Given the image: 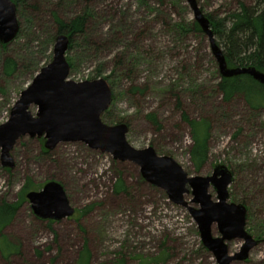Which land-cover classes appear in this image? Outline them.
I'll list each match as a JSON object with an SVG mask.
<instances>
[{
  "label": "rangeland",
  "instance_id": "374dc122",
  "mask_svg": "<svg viewBox=\"0 0 264 264\" xmlns=\"http://www.w3.org/2000/svg\"><path fill=\"white\" fill-rule=\"evenodd\" d=\"M36 1V13L16 10L19 31L9 43H0V124L8 119L21 91L52 59L56 35L50 10L56 8L67 19L86 5L84 0ZM195 1L204 14L220 19L238 0ZM87 6L94 15L90 39L104 46L90 49L84 37L75 39L65 52L68 79H106L112 99L101 120L108 125L125 123L132 147L151 146L158 155L174 158L190 176H209L215 165H226L233 174L228 200H243L246 230L258 240L245 259L230 264H264V108L252 110L242 96L222 102L215 90L220 74L207 36L190 30L178 37L176 27L169 30L171 25L195 21L187 0H93ZM141 30L145 31L137 38ZM6 57L16 63L12 72L4 68ZM128 57L135 62L133 68L128 66L131 73L116 71L118 58L127 62ZM131 84L144 92H130ZM176 93L190 120L211 121L206 157L198 165L191 157V129L176 109ZM30 110L36 113L34 106ZM148 113L156 115L159 129L147 121ZM41 145L43 137L25 135L10 151L14 167H4L0 160V204L17 206L0 232L17 251L0 250V264H79L85 251L87 264H218L201 242L188 208L146 181L136 164L82 142H61L50 154H43ZM28 179L37 186L31 190L51 180L60 182L75 215L56 222L36 218L27 192L21 194ZM119 180L126 190L116 193ZM209 192L215 198L212 187ZM192 197L186 194L184 199L198 208ZM83 209L87 211L79 215ZM211 232L220 235L216 224ZM226 243L234 255L244 241L234 238ZM162 252L167 253L164 260L154 262Z\"/></svg>",
  "mask_w": 264,
  "mask_h": 264
},
{
  "label": "water",
  "instance_id": "95a60500",
  "mask_svg": "<svg viewBox=\"0 0 264 264\" xmlns=\"http://www.w3.org/2000/svg\"><path fill=\"white\" fill-rule=\"evenodd\" d=\"M195 22L207 36L221 77L246 74L264 85V72L252 66L228 67L217 45L210 21L195 0H187ZM16 4L12 0H0V43L7 44L19 31ZM69 37L57 34L52 49V59L40 68L31 83L21 91L11 107L8 119L0 124V160L2 166L13 168L10 151L23 136L43 137V146L54 149L61 142H82L91 149L107 152L113 158L128 160L139 167L143 178L165 190L174 203L187 207L196 221L201 242L213 253L218 264H230L245 259L248 251L258 243L246 230V206L229 202L228 187L232 172L224 164L214 166L209 176H190L174 158L158 155L149 146L132 147L126 140L125 123L108 125L101 120L108 108L112 93L104 78L73 81L68 79L70 66L65 52ZM34 106L36 113L30 108ZM215 191L213 198L210 188ZM193 197L189 207L184 199ZM33 214L42 220L59 221L72 217L76 209L70 205L64 186L55 180L46 182L39 190L26 193ZM216 224L219 236H212ZM234 238L244 241L240 252L230 255L227 241Z\"/></svg>",
  "mask_w": 264,
  "mask_h": 264
},
{
  "label": "trees",
  "instance_id": "16d2710c",
  "mask_svg": "<svg viewBox=\"0 0 264 264\" xmlns=\"http://www.w3.org/2000/svg\"><path fill=\"white\" fill-rule=\"evenodd\" d=\"M16 4L17 10H27L28 12L36 13L39 5L36 0H12ZM85 7L70 18H62L58 15L56 8L50 10L54 24L53 36L57 34H66L69 37V47H72L74 40L84 37V45L90 49H100L104 43L90 39L91 19L94 16L89 10L88 4L93 0H84ZM210 21V27L215 37L217 45L222 49L226 64L228 67H243L252 66L255 69L264 72V0H252L246 3L242 0L237 1V6L229 10L222 18H214L210 14H205ZM173 27H176L174 30ZM169 30L177 32L178 37L185 35L190 30L202 33L199 25L194 21L192 25L184 22L171 25ZM145 31V30H144ZM141 30L136 36L139 38L144 32ZM89 33V34H88ZM117 35V34H116ZM88 36V37H86ZM121 36V35H120ZM119 37V36H118ZM135 38V39H137ZM2 45V44H1ZM117 60V58H116ZM118 64L115 66L116 71L131 73L128 66L133 68L135 62L132 57L118 58ZM132 61V63H131ZM130 62V63H129ZM132 64V65H130ZM16 67V63L10 57H6L4 61V68L8 72H12ZM113 73V71H112ZM145 89L131 84L129 91L132 93L144 92ZM215 90L220 94L221 100L224 103L230 102L236 96H242L245 102L252 110L264 108V85L260 84L252 77L246 74H241L233 77H221L219 75L218 81L215 84ZM175 99L176 109L181 111L182 119L189 125L193 139V146L191 150V157L196 165L201 163L206 157V141L209 135V128L211 121L204 119L199 122L190 120L187 113L183 110V103L181 101V94H173ZM147 121L160 128L158 119L154 113L146 114ZM42 141V140H41ZM41 152L43 154H50L41 145ZM37 186L28 179L21 188V194L28 192L31 189H36ZM123 181L119 180L115 186V192L125 191ZM23 197V196H22ZM243 201V200H242ZM239 202L244 204V202ZM245 205V204H244ZM16 204L2 202L0 204V232L2 228L13 218L16 212ZM89 209V207L87 208ZM87 210H79V215H83ZM247 216V215H246ZM0 250L2 252L12 253L17 251V247L6 240L0 233ZM87 255V256H85ZM167 256L166 252H162L154 262L159 263ZM88 251L82 252L78 259L79 264H87Z\"/></svg>",
  "mask_w": 264,
  "mask_h": 264
},
{
  "label": "flooded vegetation",
  "instance_id": "af4514ba",
  "mask_svg": "<svg viewBox=\"0 0 264 264\" xmlns=\"http://www.w3.org/2000/svg\"><path fill=\"white\" fill-rule=\"evenodd\" d=\"M232 175H233V174H232ZM42 186H43V185H42ZM41 188H42V187H41ZM41 188H39V189H41ZM39 189H38V190H39ZM228 201H229V200H228ZM75 213H76V211H75ZM75 213H74V215H75ZM74 215H73V216H74ZM36 218H37V217H36ZM38 219H39V218H38ZM41 220H42V219H41ZM44 221H48V222H51V221H52V222H56V221H53V220H51V219H49V220H44Z\"/></svg>",
  "mask_w": 264,
  "mask_h": 264
}]
</instances>
